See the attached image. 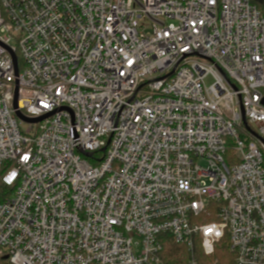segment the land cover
<instances>
[{
    "label": "built area",
    "instance_id": "built-area-1",
    "mask_svg": "<svg viewBox=\"0 0 264 264\" xmlns=\"http://www.w3.org/2000/svg\"><path fill=\"white\" fill-rule=\"evenodd\" d=\"M261 1L0 0V261L264 264Z\"/></svg>",
    "mask_w": 264,
    "mask_h": 264
},
{
    "label": "trees",
    "instance_id": "trees-1",
    "mask_svg": "<svg viewBox=\"0 0 264 264\" xmlns=\"http://www.w3.org/2000/svg\"><path fill=\"white\" fill-rule=\"evenodd\" d=\"M253 4L257 5L261 3V0H251ZM5 190V186L0 182V200H2L3 192ZM214 220V219H213ZM163 251L160 255L162 264H190V260L196 258L198 260L203 259L202 248L199 246V242L196 243V250L191 252L189 248L184 245H178L175 242L169 240V238L164 237ZM217 256L221 264H237L236 260H234V256L229 254L226 248H221L217 252ZM2 264H10L8 260L2 258L0 261Z\"/></svg>",
    "mask_w": 264,
    "mask_h": 264
},
{
    "label": "water",
    "instance_id": "water-1",
    "mask_svg": "<svg viewBox=\"0 0 264 264\" xmlns=\"http://www.w3.org/2000/svg\"><path fill=\"white\" fill-rule=\"evenodd\" d=\"M14 61H15V64L17 65V58L16 56L14 55ZM17 67V66H16ZM15 102H14V107L17 108L18 107V89L16 90L15 92ZM242 114H243V117H244V122H245V125L247 124L246 123V117L244 115V109L242 108ZM18 115L22 118V119H25L24 116L21 114V113H18ZM45 117L43 118H39L38 120H34V119H27V120H30L31 122H40L41 120H43Z\"/></svg>",
    "mask_w": 264,
    "mask_h": 264
},
{
    "label": "rangeland",
    "instance_id": "rangeland-1",
    "mask_svg": "<svg viewBox=\"0 0 264 264\" xmlns=\"http://www.w3.org/2000/svg\"><path fill=\"white\" fill-rule=\"evenodd\" d=\"M258 5L259 6H263V4H262V2L261 3H258ZM213 83V79L210 77L207 81H206V84H207V86H209L210 84H212ZM21 127H22V129L23 130H26V128H27V126L26 125H21ZM256 129V128H255ZM232 143V142H231ZM231 156H233V154H230V157ZM0 264H2L1 262H0Z\"/></svg>",
    "mask_w": 264,
    "mask_h": 264
}]
</instances>
